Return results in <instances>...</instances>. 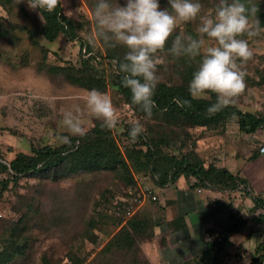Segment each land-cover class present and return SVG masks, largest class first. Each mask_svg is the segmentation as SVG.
Returning a JSON list of instances; mask_svg holds the SVG:
<instances>
[{
    "label": "rangeland",
    "instance_id": "obj_1",
    "mask_svg": "<svg viewBox=\"0 0 264 264\" xmlns=\"http://www.w3.org/2000/svg\"><path fill=\"white\" fill-rule=\"evenodd\" d=\"M264 11V0H247ZM113 4H123L125 0H112ZM161 8L168 7V0H159ZM202 15L215 13L220 0H199ZM231 2V0H229ZM62 11L72 12V18L79 23L78 38L69 40L59 34L54 40L47 41L36 35L31 43L28 30L35 28L41 21L39 10H30L27 0L17 4V0H0V24L6 28L14 27L17 40L9 44L0 38V162H7L17 153H29L31 147L49 145L58 146L62 137L69 135L62 126L63 113L68 110H80L85 127L88 129L99 120L91 117L85 107L83 97L88 91L72 85L61 76H48L36 70L35 66L43 64L79 66V42L88 44L91 53L103 55L105 42L97 36L93 18L97 0H62ZM255 22L256 17H250ZM199 19L178 25L177 34L191 31L197 36ZM254 37L248 40L253 57L241 65L246 73L245 92L236 98L235 107L242 112L256 115L264 114V26ZM211 43L205 37V46ZM122 47L121 45H118ZM119 50L118 52H120ZM123 51V50H122ZM163 62L157 67L159 82L178 84L180 78L174 71V60L167 51L158 54ZM107 62L106 59H103ZM239 63V62H238ZM106 66V65H105ZM113 101L115 107L124 113V120L112 130V136L118 149L130 147L128 136L121 132L128 125L139 121L146 129L142 135L153 141L163 140L156 147L163 152L178 156L194 150L204 165L216 164L218 153L225 152L230 146L233 150L243 151L247 144L251 147L258 142V133H243L238 130L236 118L232 117L213 127L184 124L178 126L161 121L140 117L122 101L114 86L107 81L104 91ZM237 128V129H236ZM258 130L264 131L262 126ZM240 139V140H239ZM138 146V145H137ZM144 149V145H139ZM220 150V151H219ZM0 172L1 180L7 178ZM131 183H126L117 171L102 169L91 173H78L57 182L39 180L23 176L16 183L9 181L4 188L0 183V224L4 220L17 221L23 213H28L29 205L49 212L47 223H41L33 231V255L28 264H148L140 250L145 236L135 237L132 251H113L107 261H102L97 253L106 241L120 228L117 223L118 207L133 212L141 211L150 215L157 206V199H150L145 189L155 195L151 183L153 180L147 171L136 172L130 169ZM145 192V191H144ZM119 204V206H117ZM117 206V207H116ZM136 212V213H137ZM123 213V212H122ZM66 216L62 226H54L58 215ZM123 216V215H122ZM90 226H89V222ZM1 248V246H0ZM42 257L48 263H42ZM101 262V263H99Z\"/></svg>",
    "mask_w": 264,
    "mask_h": 264
},
{
    "label": "trees",
    "instance_id": "obj_2",
    "mask_svg": "<svg viewBox=\"0 0 264 264\" xmlns=\"http://www.w3.org/2000/svg\"><path fill=\"white\" fill-rule=\"evenodd\" d=\"M242 2L248 8L255 6L259 9L254 17L259 19L260 26H264V11L247 0H242ZM250 17L253 16L250 15ZM41 18L42 20L35 28L27 31L32 39L31 43H35L33 38L36 35H41L47 41L54 40L59 34H64L69 40L78 38L79 23L66 16L61 6H58L51 13L41 10ZM13 31L12 25L6 28L0 24V38L5 39L9 44H14L17 40ZM188 34L194 36L191 31H188ZM101 41H103L102 38ZM170 47L171 39L165 51L169 52ZM81 50L82 53H79L80 65L77 67L41 63L35 68L48 76H61L68 83L85 90L97 89L102 92L107 81H109L115 87L122 101L140 117L159 119L176 126L184 124L189 127H213L235 117L238 129L245 133H252L260 127H264V114L256 115L251 112H242L233 104L211 117L207 115V109L216 102V95L209 94V99H193L188 92L189 81L198 66L200 57L195 60L183 56L174 57L169 52L174 60L173 69L178 74L180 81L174 85L163 82L157 84L153 97L156 107L153 109V115L149 118L138 106L131 103L130 90L122 84L123 74L119 73L118 66L123 61L126 49L123 46L109 47L104 44V54L95 55L91 53V47L88 44L80 41L79 51ZM119 50L121 51L118 52ZM103 59H106L107 62H104ZM174 97L189 100L191 106H178L174 102ZM131 126L128 125L121 134L130 138ZM67 136L71 141V147L64 143L58 146L31 147L27 154L17 152L7 164L0 162V172H5L8 176L1 180L2 188L9 181L16 183L23 176L49 180L54 183L70 175L81 172L91 173L102 169L117 171L121 178L129 184H132L130 169L136 172L147 171L153 180V184L158 187L173 183L178 176L192 177L194 179L193 185L201 188L233 190L238 187L239 183H244L242 178L231 174L224 167L216 166L213 163L204 165L194 150H187L178 156L163 152L156 147V144L163 142V140L153 141L151 138H145L141 135L135 142L136 144L123 148L120 152L112 136V130L102 127L101 121H96L83 138ZM139 145H144L145 148L142 149ZM65 153L67 154L65 155ZM253 201L264 206V199L253 197ZM226 207L227 205L222 206V208ZM124 211L118 207L117 215L113 214L117 223L122 224L97 253L101 261L102 258L107 261L106 255L108 256L113 251H132L135 237L145 236V238H149L151 236V228L154 222L150 215L145 216L141 211L137 212L136 210L124 218L122 216ZM49 218V212L45 213L43 210L29 205L28 213H23L17 221L4 220L0 224V264H28L33 255V231L37 227L39 228L44 220V223H47ZM57 218L54 219V226H62L64 221H67L65 215L60 214ZM227 218L229 224L226 229L221 231L217 237L207 240L206 250L200 255L198 262L192 264H217L219 262V252L222 249L224 238L227 234L236 231L243 223V220L233 215H228ZM88 224L90 226V222ZM263 246L264 239L256 248L257 255L251 260V263L262 264L264 260V252L261 251ZM41 259L42 263H48L44 257ZM80 263L81 260H78L77 264Z\"/></svg>",
    "mask_w": 264,
    "mask_h": 264
},
{
    "label": "clouds",
    "instance_id": "obj_3",
    "mask_svg": "<svg viewBox=\"0 0 264 264\" xmlns=\"http://www.w3.org/2000/svg\"><path fill=\"white\" fill-rule=\"evenodd\" d=\"M23 0H17V4ZM30 10L54 12L64 6L62 0H27ZM258 8H248L242 0H220L215 13L202 15L199 0H168V7L161 8L159 0H125L123 4H113L112 0H97L93 18L97 36L109 47L121 45L126 49L118 71L122 73V84L130 90L131 103L138 106L147 116L153 115L156 102L153 99L159 76L157 67L163 61L158 58L171 39L168 51L174 57H200L198 66L189 81L188 92L193 99H209L216 95V102L207 109L211 117L235 103L246 89V73L241 65L252 59L246 35L251 38L260 34V21L250 22ZM65 15L72 18L71 11ZM199 19L197 36L177 34L178 25ZM42 20V18H41ZM205 37L211 41L205 46ZM239 62V63H238ZM88 114L102 122L108 130L116 129L124 120V113L114 106L112 98L97 89L88 91L83 98ZM180 107H190L189 100L173 98ZM62 126L70 136L85 137L89 129L85 127L80 110H68L63 114ZM146 132L136 121L129 136L135 143ZM62 143L71 147L68 136ZM67 153H65L66 155Z\"/></svg>",
    "mask_w": 264,
    "mask_h": 264
},
{
    "label": "crops",
    "instance_id": "obj_4",
    "mask_svg": "<svg viewBox=\"0 0 264 264\" xmlns=\"http://www.w3.org/2000/svg\"><path fill=\"white\" fill-rule=\"evenodd\" d=\"M257 131L259 139L253 147L252 142L243 151L230 146L226 153L216 155V166L242 178L244 183L236 189L201 188L193 185L192 177L183 176L164 187L151 183L157 199L154 223L151 236L140 244L148 264L198 262L207 240L228 226V215L243 223L224 238L217 264H253L256 248L264 239V206L253 201V197L264 199V150H258L264 131L252 133Z\"/></svg>",
    "mask_w": 264,
    "mask_h": 264
},
{
    "label": "built area",
    "instance_id": "obj_5",
    "mask_svg": "<svg viewBox=\"0 0 264 264\" xmlns=\"http://www.w3.org/2000/svg\"><path fill=\"white\" fill-rule=\"evenodd\" d=\"M258 150H259V152H262L264 150V142L259 146ZM144 191H141L142 197L144 196L143 194L146 193V196L150 197V199H152V200L155 199V196L150 194L148 190L145 189ZM131 213H132L131 209L130 210L125 209V211L122 213V215L125 218V217L129 216ZM262 264H264V260H263Z\"/></svg>",
    "mask_w": 264,
    "mask_h": 264
}]
</instances>
